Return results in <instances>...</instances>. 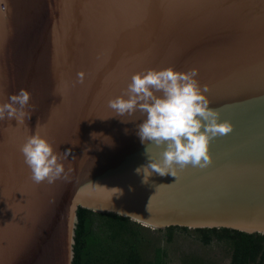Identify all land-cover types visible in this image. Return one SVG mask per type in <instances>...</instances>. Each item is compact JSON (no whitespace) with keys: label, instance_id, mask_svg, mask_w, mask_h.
<instances>
[{"label":"water","instance_id":"1","mask_svg":"<svg viewBox=\"0 0 264 264\" xmlns=\"http://www.w3.org/2000/svg\"><path fill=\"white\" fill-rule=\"evenodd\" d=\"M170 67L198 69L234 131L211 141L209 168L144 183L136 170L166 145L142 143L143 116L108 101ZM20 89L31 118L0 121V264H73L80 208L152 230L264 235V0H0V102ZM37 130L72 149L51 184L30 179L20 151Z\"/></svg>","mask_w":264,"mask_h":264},{"label":"clouds","instance_id":"2","mask_svg":"<svg viewBox=\"0 0 264 264\" xmlns=\"http://www.w3.org/2000/svg\"><path fill=\"white\" fill-rule=\"evenodd\" d=\"M79 75L82 83L83 74ZM198 75V69L177 72L171 67L139 72L131 77L121 96L108 101V107L118 117L137 112L143 116L137 133L142 143H152L156 147L166 145L162 159L156 161L147 155L149 163L136 170L143 174L144 183L149 182L153 173L176 178L177 166L181 170L189 165L209 168L213 163L211 141L234 131L233 124L221 122L220 111L210 107L211 101L205 95L210 89L200 85L196 79ZM30 101L31 93L26 89L8 96L7 102H0V121L15 118L23 124L26 117L31 118V112L27 111ZM96 135L93 133V138ZM20 151L30 169V179L36 184L45 181L51 184L62 178L65 174L63 161L72 155V149L58 153L39 130L27 137Z\"/></svg>","mask_w":264,"mask_h":264},{"label":"trees","instance_id":"3","mask_svg":"<svg viewBox=\"0 0 264 264\" xmlns=\"http://www.w3.org/2000/svg\"><path fill=\"white\" fill-rule=\"evenodd\" d=\"M188 228L152 230L127 217L78 210L73 264H173L175 233ZM200 241L228 247L231 264H264V235L231 229H196ZM183 264H209L196 254H184Z\"/></svg>","mask_w":264,"mask_h":264},{"label":"rangeland","instance_id":"4","mask_svg":"<svg viewBox=\"0 0 264 264\" xmlns=\"http://www.w3.org/2000/svg\"><path fill=\"white\" fill-rule=\"evenodd\" d=\"M190 230V232L175 233V247L172 250L173 264H183L181 257L184 254H196L209 264H230L231 253L228 247L216 242L205 246L200 241L201 234Z\"/></svg>","mask_w":264,"mask_h":264},{"label":"flooded vegetation","instance_id":"5","mask_svg":"<svg viewBox=\"0 0 264 264\" xmlns=\"http://www.w3.org/2000/svg\"><path fill=\"white\" fill-rule=\"evenodd\" d=\"M230 260H231V258H230ZM232 262H230V264H231Z\"/></svg>","mask_w":264,"mask_h":264}]
</instances>
